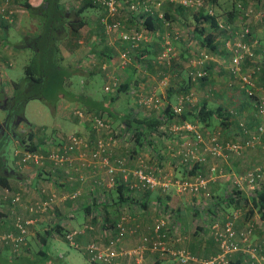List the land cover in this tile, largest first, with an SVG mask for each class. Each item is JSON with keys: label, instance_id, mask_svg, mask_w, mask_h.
<instances>
[{"label": "crops", "instance_id": "obj_1", "mask_svg": "<svg viewBox=\"0 0 264 264\" xmlns=\"http://www.w3.org/2000/svg\"><path fill=\"white\" fill-rule=\"evenodd\" d=\"M10 1L13 4L19 0ZM26 1L33 7H37L43 2V0ZM257 1L259 3L255 4L254 19L250 18L248 21H250L251 26V37L264 42V3H260L262 0ZM83 2V0H58L57 2L65 13L70 14L67 15V18L65 16L63 18L65 20L62 22L66 27V33L60 43L62 56L65 60L75 61L74 66L72 61H68L75 72L83 70L82 74H75L72 77L74 83L78 75L88 81H83L85 86H82V91L84 93H79V97L85 96V103L89 105L92 113L103 111V118L111 120L116 126L114 130L126 127V123H122L123 119L135 118L139 121V124L134 123L139 129H142L139 139L142 144L139 145V142L129 137L115 139L110 155L112 159L115 157L125 158L129 169L138 166L140 161L143 162L147 169L152 170L162 181L168 182V188H157L142 193H134L124 189V192L119 194L116 189L107 187L108 174L105 167L102 165H90L91 167H89V165L83 164L79 158H75L76 167L73 169L69 166H56L49 160H46L42 165L21 164L18 159L13 162L8 161V173L6 172L8 186H0V218L2 217L0 230L12 229L13 217L22 216L29 220L28 239L30 246L22 258L6 261L0 257V264H65V253L58 252L53 256L50 252L55 250L57 241L67 242L63 236L66 233H74L73 239L78 243V247H73L82 251L88 258L84 249L85 245L92 239L106 242L109 235L113 233L114 222L123 209L128 215L127 226L137 231L136 234H127L123 240L122 246L131 248L138 243L139 234L147 232L161 216V206H171L176 211L178 225L173 230L169 244V247L173 249L183 248L200 257H206L217 252L218 246L212 237L210 222L221 213L222 221L233 218L238 229H242L247 224H252L251 244L264 250V220L251 206L250 200L253 193L245 180V173L252 169L250 167L264 166V156L261 157L252 148H245L239 152L224 148L218 156H213L208 152L207 148L210 146L212 137H215L222 144L241 143L248 139L255 129L248 132L247 125L238 127L235 111L230 109L232 104H235L233 96L229 98L223 90L217 89V97L208 99L207 96H199L200 92L198 94V91L202 90L203 92L210 85H204L201 82L192 85L185 80L186 71L190 69L189 61L186 62V60L188 57L192 58L195 53L192 49L195 43L189 39L193 35L190 31L192 32V28L197 25L193 15L191 16L188 9L183 8L174 13L169 11V19H165L172 28L183 31L182 27H185L187 31L186 35L182 34L187 38L176 43L175 49L178 53V59L169 65L155 61L167 29L165 28V21L158 15L154 16L151 19L152 25L155 27L154 30H147V40L133 51L135 59L132 66L137 67V69L129 66L121 70L123 77L120 81L127 82V89L123 93H113L112 99H107L109 93L104 92L99 99L96 97V91H93L94 93L91 91V80L96 78V74H101V84L111 82L115 73L110 72V68L115 70L117 66L116 61H110V59L117 57L119 50L123 47L126 48V44L117 37V34L106 31L101 22L106 14L105 9L93 1L91 2L95 4L94 6L87 7L83 12L76 15L75 11L81 7ZM218 2L221 1L218 0ZM220 4L222 5L221 11H225L227 3L221 2ZM231 4L233 11L226 14L230 17H226L224 14L221 17H225L224 20L230 19L231 23L239 27L243 22H240V11H237L236 8L241 6V1L234 3L232 0ZM20 7L11 8L13 10L11 21L5 20L0 23V75L3 78L6 77L0 79V90H7V82L11 84L14 82L9 73L15 65L14 62L25 56L23 52L26 47L18 45L21 39L25 36L35 35L40 25L38 18L30 16L22 4ZM174 7L172 6L171 10H174ZM74 16L76 18H73ZM119 16H123L120 20L125 21L126 27H132L135 23L139 25L137 22L139 14L126 12L119 14ZM77 22H82V24L73 34L70 32L69 23ZM221 36L217 37L220 46L223 45L224 41ZM200 50L204 51L205 47L200 48ZM217 50H219L218 47ZM221 50L211 53L212 63H209V71L213 77L211 87L215 88L224 81L223 78L228 72L225 70L224 73L219 68L220 64H223V58L226 55L229 56L224 46L221 47ZM88 56H91V61L97 62L99 59L101 62H108L107 65H102L107 66L106 69L102 71L101 66L96 65L95 62L94 65L90 63L88 68L81 66L82 69H78L79 62L86 60ZM5 65L10 68L4 69ZM223 68L225 69L224 64ZM262 74L260 79H264ZM163 75L170 78L168 86L161 83L166 77L158 82ZM237 83L240 87L239 80ZM194 91L196 95L185 104L182 114L192 116L190 114L194 113L195 107L200 106L203 102L211 107L216 102L218 106L223 108L221 111L223 123L219 119L216 129H213L214 125L207 127L205 124L196 122L202 136V141L199 143L191 132L175 129L181 122H189V120H181V115L175 116L171 112L172 107L178 103V96L189 92L194 93ZM242 91L244 92V90ZM152 92L157 95L158 102L151 105L142 103V99ZM71 99L69 96L62 97L57 100L54 108H51L53 114L51 128L53 131L51 129L49 132L56 133L57 137L66 138L72 133L68 130L72 129L83 137H91L90 140L95 139L98 135L91 128L89 122L74 114V107L76 110L81 108L77 104L79 103L78 100ZM248 101L253 105L250 99ZM249 103L245 104L246 107L243 105L242 109L246 110L244 113L246 117L244 120H239L241 125L247 124L252 116L254 119L256 118ZM108 108H111L113 116H107L109 115ZM150 120L154 122L157 120L155 129L146 128L145 122ZM32 129L35 130L36 128L33 127ZM40 135L43 138L49 136L42 132ZM101 135L106 136L105 133ZM192 143L196 144L195 153L203 157V161H195L194 163H192L194 160L189 163L182 161L180 152L185 151L186 145ZM15 148L22 149L21 146ZM257 164L260 165L257 166ZM195 166L196 171L194 172L192 170ZM116 173L120 178L121 173ZM194 174L201 175L208 180L209 196H206L204 191L198 193H180L177 191L176 182L191 178ZM16 194L20 195V202L12 204V198ZM40 202L49 203L46 210L36 212L29 210L30 207ZM245 203L247 209L251 210L250 213L249 211L246 212L247 209L243 205ZM67 243L71 245L69 242ZM46 245L49 246V252L48 248L45 249ZM248 258V253L237 252L234 255L233 264H244ZM144 262L149 264L164 262L176 264L174 257L170 254L159 256L149 252Z\"/></svg>", "mask_w": 264, "mask_h": 264}, {"label": "built area", "instance_id": "obj_2", "mask_svg": "<svg viewBox=\"0 0 264 264\" xmlns=\"http://www.w3.org/2000/svg\"><path fill=\"white\" fill-rule=\"evenodd\" d=\"M97 5L105 9V16L101 19L106 31L117 34V37L123 41L127 47L118 52L116 58V66L120 70L126 69L131 63V49H138L141 44L147 40V29L142 21L148 14L157 15L164 20L162 12L161 0H91ZM184 5L201 6L202 0H180ZM10 0H0V23L2 21H11L13 10L10 7ZM125 8L126 12H132L135 15H140L138 19L139 25L133 27H126L117 17L121 9ZM212 13V10H208ZM137 13V14H136ZM155 13V14H156ZM143 18V19H142ZM166 25L168 24L165 21ZM141 25V26H140ZM236 40L232 47L228 45L231 54L227 69L229 72L239 80L240 87L246 93L248 99L253 100L255 107V117L257 119V127L251 132L250 137L243 143H226L222 144L215 137L210 140V146L207 148L208 152L213 156H218L222 153L223 149H231L234 151H242L245 148L259 146L264 150V91L262 95L255 93V75L259 73L264 64H260V59L252 60L253 53L249 49V45L244 42V38L248 36L249 29L245 25H241L237 31L234 32ZM173 36V35H172ZM161 43L162 49L157 54V61L159 63H168L172 57L176 56V49L170 41V35L163 36ZM174 38H177L175 35ZM211 60V56L202 52L198 57H193L189 60L188 75L192 80L197 77L205 75V62ZM248 60L254 62L251 64L250 69L242 71L243 63ZM264 63V62H263ZM107 66H102L105 70ZM163 85L166 81L161 82ZM119 81L114 77L111 82L106 83L104 92L109 93L114 91L118 86ZM193 93L181 95L178 98V103L172 107L174 115H181L186 103L190 102ZM158 102V97L155 92L142 99V103L151 105ZM74 114L80 119H87L92 129L97 133L94 140V145H89L88 139L83 136L69 134L67 136V143L63 146H55L53 138L48 139L45 145L44 152H31L26 151L22 147L21 150L16 149L15 154H20L19 162L21 164L42 165L45 158L53 160L57 164L63 162H72L74 158H79L83 164L87 162L95 165H102L108 174L106 182L107 187L111 188L117 184L116 172L121 173L119 180L125 185L130 192L142 193L145 191H153L157 188L167 189L168 182L162 181L152 170L147 169L143 162L140 161L138 166L134 168H127L126 159L123 157H115L110 159L111 149L114 140L121 137L131 138L132 132H121V129H111L109 122L97 115L84 117L81 110L77 109ZM177 130H184L191 132L199 143L202 141V136L198 130L197 125L194 123L184 121L176 127ZM105 133L106 136L101 134ZM119 135V136H118ZM85 148L88 149V153ZM196 144H187L185 151L182 154L183 161L191 160L203 161L204 158L195 153ZM78 151L77 156L75 152ZM213 171V168H212ZM117 176V175H116ZM118 177V176H117ZM245 180L248 187L253 192L259 191L264 188V169L262 167H255L245 173ZM208 180L201 175L189 177L186 179L178 180L176 182L177 191L180 193H198L204 191L206 196H209ZM20 202V195L16 194L12 198V204ZM47 202H40L30 207L31 212L38 210L44 211L48 207ZM161 216L152 224L147 232L141 233L138 236V243L131 248H124L122 246L123 240L127 234H136L135 229H130L127 226L128 215L123 209L119 214V221L115 225V232L110 234L106 242H99L98 239L89 241L84 249L88 255V259L92 263L97 264H149L145 263L147 253H159L161 256L166 254L172 255L178 264H233L234 255L237 252H245L249 254V258L244 264H264V250L257 248L251 244V235L253 232V225L247 224L242 229L235 226L233 218L223 220L220 218L221 213L210 222V231L214 241L218 246L217 252L206 256L200 257L190 251L179 248L173 249L169 247L172 238L173 230L177 227L175 211L171 206H161ZM14 229L10 231L0 230V248L8 247L12 252L20 251L26 246V235L28 234L29 220L24 219L20 215L13 217ZM74 233H66L65 238L75 247L78 243L73 239Z\"/></svg>", "mask_w": 264, "mask_h": 264}, {"label": "trees", "instance_id": "obj_3", "mask_svg": "<svg viewBox=\"0 0 264 264\" xmlns=\"http://www.w3.org/2000/svg\"><path fill=\"white\" fill-rule=\"evenodd\" d=\"M83 1L84 2L81 5V7L75 11L76 15L83 12V10L86 9L87 7H92L95 5L89 0H83ZM57 2L58 0H43V2L37 7H33L26 0H24L22 3L24 8L27 10L30 16H34L39 19L40 25L35 35L23 37L20 43L18 44L22 47L28 48L32 52V55L29 56V59L25 62L26 64L24 66V76L20 78L18 81L13 82V85H12L13 92L11 96H3V93L0 91V109L5 111V117L3 118L1 125H0L1 127H4V131H5V132H2L0 129V186L2 187L8 186L7 184L8 177L6 175V172L8 173L7 168H8V161H9V145L11 143L16 142L17 147L21 146L24 148V150L31 151V152H34V151L44 152L46 148L45 145L48 142V139L50 138H53V140L55 141L54 144L56 147L63 146L64 144L67 143V139H66L67 137L60 138V137H57L56 135L55 136L49 135L48 137H45V138L39 137L37 139V136H36L37 131L33 130L31 127H28L29 130L26 136L21 135L20 133H17L15 131V128L18 126L19 123L26 122V119L24 117V106L29 100L39 99L43 104H45L51 109V108H54L58 99L65 97V96L66 97L69 96L70 98H72L71 100H75V101L78 100V102L81 105L82 104L86 105L85 109L87 111H91L89 105L85 103V100L80 101L85 96L81 95V97H79V95L75 93L73 89H70L73 83L72 77L75 76L77 72H75V69L71 67L70 65L64 64L65 59L62 56L61 49H60L61 39L64 37L66 33V27L62 23L63 20H65L63 18L65 16L67 18V15H70V14L65 13L63 8H61ZM223 2L229 5V0H224ZM220 3L217 0V2L214 3L211 7L212 13H209L208 10L201 8L202 5L201 6L184 5L180 3V0H166L165 3H162V6H161L163 17H164L163 21H166L165 19H169L168 18L170 17L169 11H172L174 13V12H177L178 9H183V8L188 9L189 11L193 10L192 15L197 25L194 26V28H192V32L190 31V33H192L193 35L190 36V38L189 37L188 38L194 43L198 42V44L200 45V48L205 47V49L207 48L211 52L216 53V50L219 44L217 41V37L223 35L225 31H229L231 34H234V32L237 31V29L240 27V26L238 27L237 25L231 23L230 19L223 20L222 21L223 25L220 23V20L218 18L220 15L218 10H222V7H221L222 5ZM172 6L173 7L175 6L174 10H171ZM232 11L233 10H230L229 12H232ZM155 13L148 14L147 17H145L144 19L142 18L144 20L142 21V23L144 24L145 28L149 31H152L155 28L151 22V19L154 16L155 17L157 16V13L156 14ZM227 17H230V16L227 15ZM81 24L82 22L69 23L70 32L75 34L78 28L81 26ZM250 35L251 33L248 34V36ZM181 40L182 39H178V38H174V36H170V41L172 42V45L174 47H176V43L179 41L181 42ZM200 48L197 50V53L193 57H198L199 53H202V50H200ZM161 49L162 47L160 45L159 50ZM225 50H226V53L229 52V49L228 50L225 49ZM205 51L206 50H204V52ZM156 58H157V55L155 57V61L156 63H159ZM190 58L188 57L189 60ZM174 59H178V58L174 56L172 57V59L169 60L168 63L163 62L161 64L169 65L174 62L173 61ZM247 61L248 60H246L243 63L242 71H246L244 69L245 68L244 65L246 64ZM208 68H209L208 66L205 67V71H206L205 75L201 77H197L195 80H192L191 77L188 76V73H186L187 77L185 78V80L188 83H191L192 85L199 84L200 82L204 83L206 80L209 79L210 71ZM261 71L263 73L262 75H264V68ZM126 89H127V82L120 81L118 86L114 89V91L109 92V94L107 93L108 94L107 99L109 98L112 99L113 93L114 94H119L120 92L123 93ZM110 109L108 108L109 115L107 116H113V113L111 112ZM222 110L223 108L220 106L213 108L209 106L206 102H203L200 106L195 107L194 113L190 114L192 116L189 117L187 115L181 114V120L187 119L191 122L202 123V124H205V126L207 127L209 126L211 127L212 125H214L213 124L214 119H220L222 121L221 123H223V120H222L223 113L221 112ZM156 121L155 122L151 120L146 121L145 122L146 128L149 130L155 129V126H157ZM108 122L111 126V129H115L116 126H114L113 122L111 120H109ZM134 122L139 124V121H137L135 118L134 119L133 118L123 119L122 123L123 124L126 123V127H121V132L123 133L125 132L126 134L127 132L131 131L132 136L130 139L134 138V140L136 142H139L138 144L141 145L142 143H140L139 139L141 138L142 129L141 128L139 129L137 124L135 125ZM132 123L134 124L133 127H132ZM90 138L87 137L89 145L93 147L92 145H94L93 143L95 139L93 138V140H90ZM16 149H19V148H16ZM85 150L88 153V149L85 148ZM75 153H76L75 154L76 156L78 151H76ZM88 156H89V153H88ZM14 157L15 159L13 161L17 159L18 161L20 160V154H15L14 152ZM180 157L182 158V154H180ZM110 159H112L111 155H110ZM46 160H49L54 165L60 166V167L69 166L72 169L76 167L74 163L75 158L70 163L63 162L61 164H57L49 158H45L43 163H45ZM186 162L189 163V161H186ZM194 162L195 161H193L192 163ZM188 163H185V164H188ZM84 164L87 165V162H85ZM88 165L89 167H91L90 165L94 166L92 163H89ZM195 168L196 166L194 167L192 171L195 172L196 171ZM194 176H196V174H194L193 177ZM116 178L118 180L117 184L111 187V189H114V190L116 189L119 194H122L124 192V189L126 190L127 188L119 180V177H116ZM250 203H251V206L260 214L261 218L264 220V188L259 191L253 192V194L251 195ZM173 210L175 211V209ZM248 211L249 209L247 210V212ZM119 219L120 218L118 217V219L114 222L113 233L116 231L115 225L119 221ZM13 229H14V226H13V221H12V229L10 230H13ZM10 230H7V231H10ZM65 235H63L64 238H65ZM26 240H27L26 246H24L18 252H12L8 247L0 248V257L2 258V260L13 261L15 259L22 258L30 246L28 234L26 235ZM155 254H158L159 256H161L159 253H155ZM174 260L176 259L174 258ZM94 264H97V263H94Z\"/></svg>", "mask_w": 264, "mask_h": 264}, {"label": "rangeland", "instance_id": "obj_4", "mask_svg": "<svg viewBox=\"0 0 264 264\" xmlns=\"http://www.w3.org/2000/svg\"><path fill=\"white\" fill-rule=\"evenodd\" d=\"M119 1H123V0H119ZM161 1H162V3H165L166 0H161ZM219 1L223 2L224 0H219ZM238 1H241V4H240L241 6L239 8H236V9H237V11H240L239 12L240 15H241V17L239 18L240 22H243L240 25H245L246 27H248L249 33H251L250 21H248V19H250V18L254 19V15L256 14V12H255V4H258L259 2L257 0H247L245 2L244 1L242 2V0H234V3H237ZM11 2L12 1H10V3ZM216 2H217V0H202V7L201 8L206 9V10H212L211 7ZM230 2H231V0H229V5L228 4L226 5V9H224L225 11L218 10V12L220 13L218 18H219L220 23L222 25H223L222 21L224 20L225 17L223 18L221 16L223 14L226 15L230 10H232V4ZM22 3H23L22 0H19L17 3L10 4V7L14 8L15 6H17L18 8H21L20 5ZM260 3L261 4L264 3V0H262V2H260ZM192 11L193 10L189 11V13L191 15H192ZM121 13L122 14L126 13L125 8L121 9L120 14ZM121 17H123V16H118L117 19L120 20ZM226 17H227V15H226ZM73 18H76V17L74 16ZM121 22L123 24H125V21H121ZM135 25H136V23H135ZM165 28L167 29L166 30L167 33L165 35H167L168 32H169V35H171V34L173 36L176 35L178 39L187 38V36H184V35L187 34V31H186L185 27H182L183 31H180L178 29L172 28L171 24H167V25L165 24ZM169 28H170V30H169ZM183 33H184V35H182ZM221 37L224 40L223 41V45H221V46H220L219 40L217 38V41L219 43L218 44V49L220 51H222L221 50L222 46H224V48L228 50V48H229L228 45L230 47H232L233 43L236 40L235 34H231L229 31H225V33H223V35ZM17 40H19V39H17ZM243 40H244V42L247 45H249V49L253 53L252 60L255 61L257 59H260V64H264L263 63L264 62V42H261V41L256 40L255 38H252L251 35L248 36V37H245ZM126 47H127V45H126ZM199 48H200V45L198 44V42H196L192 46V49L195 51L194 55L197 53V50ZM122 49H125V48L123 47ZM205 50H206L205 52H207L211 56L212 52L209 49H207V48ZM219 50H217L216 52H219ZM133 51H135V49H131L130 50V55L132 57L131 58L132 63L129 66H131V67H133L132 64L134 63L133 61L135 59ZM202 52H204V51H202ZM228 53H229V56H225V58H223V64L225 66V69L223 68V64H220V66H219L221 71H223L224 73H225V70L228 71L226 73V75L224 76V78H223L224 81H222L219 85H217L216 86L217 88L211 87L212 81H213V77H212V73L210 72L209 79L204 82V85H210V87L209 88L206 87L205 90H203V92H202V90H199L198 94L200 92L199 96H202V97L207 96L208 99H213V98L217 97L216 96V92H218L217 89H220V90H223L227 94V97L230 98V96H233L235 104H232L230 109H233V111H235V115L237 116L238 127L241 128L242 126L247 125L246 129L248 130V132L249 131H253V129H255L257 127V124H258L257 119L255 118L256 119V121H255L253 116H252V118L249 119L247 124L246 123H244L242 125L239 124V120H244L245 119L244 117H246V115L244 114V113H246V110L242 109L243 105L245 106V104L249 103V101H248V98H247L245 92H243L241 90L242 88L239 87V85L237 83V79L226 68V66H227V64L229 62L230 56H231L230 52H228ZM23 54L25 56L24 57L23 56L20 57L19 59H17L14 62L15 65H14V67L12 68V70L9 73L14 81H18L20 78H22L24 76V66L26 64L25 62L29 59V56L32 55V52L28 48H26V50L23 52ZM112 58L110 59V61L111 60L115 61L117 57H114L113 59ZM176 58H178V53H176ZM91 60H92L91 56H88L86 60H83L82 62L80 61L79 62L80 66L78 67V69H82V67L88 68L90 63L92 65L95 62L94 60L93 61H91ZM176 60L177 59H174L173 61L175 62ZM68 61H72L71 63L74 66V62L75 61H73V60H68V59L64 60V64L71 66V63H68ZM188 61H189V59L186 60V62H188ZM253 61L252 62L247 61L246 64L244 65V67H245L244 69L245 70L250 69L251 64L253 65V63H254ZM100 62H101V60L97 59V62H95V64L98 65V66H101V70L103 71L102 65L106 64L108 62H104V61L101 62V63ZM209 63H212V58H211V60L205 62V67H207V66L209 67V65H210ZM114 67H115V65H114ZM9 68L10 67L7 66V65L4 66V69H6V70L9 69ZM133 68L137 69V67L136 68L133 67ZM115 70H111V68H110V72H114L115 75H113V76L117 77L119 82H120L121 78L123 77V75L121 73V70L118 69V68L115 69ZM81 72H83V70L77 71L76 74H80ZM186 73H188V71H186ZM261 74H262V71L255 75L256 76L255 77V79H256L255 80V87H256L255 93H257L258 95H262L263 91H264V79H260V75ZM4 78H6V77L4 76ZM4 78H3L2 75H0V79H4ZM163 79L166 81V85L165 86H168V84L170 83V78L167 75H163V76H161L160 80H158V82L162 81ZM101 80H102V75L101 74H96V78L94 77V80L93 79L91 80V82H92L91 83V91L92 92L96 91V97L99 98V99H101L102 93H104V86H105L104 83H103L104 85L101 84ZM83 81L84 82H88L86 79H84L82 77L80 78V75H78V78H76V82L74 83V81H73L72 86L70 87V89H73L75 91V93H77L78 95L81 92L84 93L82 91L83 90L82 86H85V85H83L84 84ZM7 84H8V88H7V90L5 89L6 91L3 90V89L0 90L3 93V96H11V94L13 92V89H12L13 83L11 84V83L7 82ZM193 95L194 96L196 95L195 91H194ZM178 97H180V96H178ZM83 100H85V97H83L80 101H83ZM250 102L253 104V105H251L249 103L251 105V108H253V113H255L254 102H253V100H250ZM77 104H78L79 107H81L79 110H81L83 112L84 117L88 118L91 115H97V116L100 115L103 118V114H104L103 111H101L99 113L98 112L92 113L91 111H87L85 109L86 105H84V104L81 105L80 103H77ZM212 107L213 108L218 107L217 103L214 102ZM74 108L76 110V107H74ZM4 117H5V111L0 109V119L3 120ZM24 117L26 119V122H22V123L18 124V126L15 128V131L17 133H20L21 135L26 136L27 133H28V127H32V128L34 127V128H36L35 130L37 131V133H36L37 139L39 137H42L40 135V132L46 133V135H53V136L56 135V133L49 132L52 129L51 125L53 124L52 111H51V109L48 106L43 104L39 99H31L25 104V106H24ZM253 119H254L255 122L252 121ZM2 120L0 121V125H1ZM84 120L86 122L88 121L87 119H84ZM189 122H191V121H189ZM181 123H183V122H181ZM181 123L179 125H181ZM191 123H194L195 125H197L196 122H191ZM218 123H219V119H214V122H213V124H214L213 127L214 128L213 129H216L218 127ZM117 127H119V125H117ZM52 131H53V129H52ZM68 131L72 132L71 134H75V135L81 136L80 134H77L78 133L77 131H74L72 129H70ZM243 142L244 141H242L241 143H243ZM15 147H16V142L15 143H11L9 145V161H11V162H13V160L15 159V157H14V152L16 150ZM249 148L254 149L255 152L257 154H260L261 157L264 156V150L261 149L259 146L255 145L254 147H249ZM263 160H264V158H263ZM259 165L260 164H257V166H259ZM250 168H253V167H250ZM250 168H248V169H250ZM262 168L264 169V166ZM242 173L244 174V171H242ZM243 205H245L244 207L246 209L248 208L246 203L243 204ZM247 210H246V212H247ZM57 242L58 243L56 244L55 250H53V251L51 250L50 254L52 253V255L54 256L55 253L57 254L58 252L65 253L66 254L65 255V264H92L82 251H80L77 248L69 245L67 242H65L63 240H59ZM45 249H47L48 252H49V246L46 245ZM174 262L177 264V261L174 260ZM161 264H167V263L164 262V263H161Z\"/></svg>", "mask_w": 264, "mask_h": 264}, {"label": "flooded vegetation", "instance_id": "obj_5", "mask_svg": "<svg viewBox=\"0 0 264 264\" xmlns=\"http://www.w3.org/2000/svg\"><path fill=\"white\" fill-rule=\"evenodd\" d=\"M0 129H1L2 132H5V131H4V127H1V126H0Z\"/></svg>", "mask_w": 264, "mask_h": 264}]
</instances>
